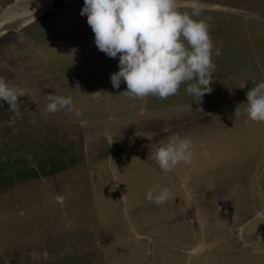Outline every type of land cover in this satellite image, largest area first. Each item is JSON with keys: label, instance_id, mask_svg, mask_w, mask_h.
Returning <instances> with one entry per match:
<instances>
[{"label": "rangeland", "instance_id": "374dc122", "mask_svg": "<svg viewBox=\"0 0 264 264\" xmlns=\"http://www.w3.org/2000/svg\"><path fill=\"white\" fill-rule=\"evenodd\" d=\"M39 1L0 0V25L30 12ZM199 2L205 6L211 1ZM63 5L55 0L45 13L25 24L26 28L0 34V78L26 92L18 97L17 109L0 101V264H126L121 253L109 249L116 238L117 231L113 230L123 232L127 244L146 246L139 264H159L167 253L171 254L173 188L169 190L165 180L155 181L154 173L150 174L155 169L162 172L151 152L173 133L192 145L191 163L216 159L220 153H213L215 150L227 153L219 157L223 162L233 160L237 143H246L243 148L247 151V143L254 144L250 153L255 166L258 162L254 161L264 152V122L246 117L240 120L238 112L239 101H247L245 93L264 81V77L257 78L248 85L253 77L264 75V0H225L222 6L233 11L219 5L215 12H207L213 56L219 52L220 59L212 60L213 84L210 95L201 102H194L186 92L187 81L181 83L177 94L166 99L151 95L130 98L123 92V81L118 93L104 87V72L99 73L97 64L96 69L91 66L88 71L84 63L76 67L73 62L72 77L64 72L69 65L61 63L56 68L57 60L65 62L77 49L69 38L67 42L55 32ZM83 32L94 38L92 30ZM69 45L73 48L65 53ZM94 48L89 47L91 59L99 57L97 51L92 52ZM253 60L260 66L251 68ZM49 95L70 96L80 114L67 108L47 112ZM241 107L245 110L247 105ZM238 119L234 125H227ZM201 154L204 156L197 157ZM257 168L255 174L260 176L264 167L261 164ZM185 169L181 165L173 170L184 177ZM147 173L152 175L147 186L133 188L146 184ZM165 175L171 178L170 172ZM110 178L116 179L114 187L118 185L120 192L124 188L127 197L120 205L121 215L109 213L107 197L112 198L113 193L106 181ZM221 179L202 174L197 192L203 193L208 185L211 190L217 186V200L213 195L206 200L221 204L220 188L225 186L219 185ZM262 184L255 185L249 205L237 211L232 205L233 224L256 214ZM151 188L156 192L169 190V199L161 207L146 198ZM132 206L136 211H131ZM222 207L228 213V203L223 202ZM183 212L190 213L186 208ZM136 216L132 222L130 219ZM262 223L254 218L243 229L252 232ZM227 237L236 236L231 233ZM239 245L234 255L241 253ZM252 245L247 242L246 247L251 250ZM258 246L264 247L263 241L259 240ZM196 254L200 256L195 257L197 261L203 259L202 253ZM210 256L213 262L224 257L220 252ZM244 260L237 264H264V257Z\"/></svg>", "mask_w": 264, "mask_h": 264}, {"label": "clouds", "instance_id": "9594fccd", "mask_svg": "<svg viewBox=\"0 0 264 264\" xmlns=\"http://www.w3.org/2000/svg\"><path fill=\"white\" fill-rule=\"evenodd\" d=\"M191 7L189 13L181 12L176 0H84L80 14L87 16L96 47L110 58L119 57V70L110 75L114 88L123 81V92L130 98L151 95L166 99L177 94L181 83L187 81L186 92L194 102L210 95L215 73L212 60H219L220 53L213 56L205 21L193 18L200 15L202 3L193 0ZM25 93L0 78V101H6L11 109L19 108L18 97ZM246 96V119L264 122V81L255 84ZM48 98L47 112L67 108L80 114L70 96ZM191 149L190 143L173 133L151 152V157L167 173L181 165L189 167ZM169 196L167 188L146 194L158 205Z\"/></svg>", "mask_w": 264, "mask_h": 264}, {"label": "crops", "instance_id": "0c3cea01", "mask_svg": "<svg viewBox=\"0 0 264 264\" xmlns=\"http://www.w3.org/2000/svg\"><path fill=\"white\" fill-rule=\"evenodd\" d=\"M190 1L191 0H176V6L181 12L190 13L192 11V2ZM210 1L211 2H208L205 6H203L198 17H193L194 19H203L207 25H209V18L207 16L208 10L210 9L211 12H215L218 9L219 5L222 6V4L216 3L215 1ZM61 2L64 5L60 17L61 21L62 18L63 20H65V24L63 23V21L62 23H60L61 21H59V23H57L58 25L55 26V32L60 34V36H62L61 38L66 41L67 38H69L72 41V44L77 47V49L75 51L76 54H72L73 56L71 55L70 59H64L65 62L58 63L57 60V65H55L56 68L59 69V67L63 65L61 63L69 65L65 67H69L70 69L64 70V72H66L65 74L72 77L71 72H73L74 69L71 70V64L73 62L76 61V67H79L81 63H84V65H86L85 68L88 71H90L91 66L96 69L95 65L97 64V69H100L99 73L104 72L102 74L104 76V87L106 89L114 91L115 93H118L120 91V87L118 89L113 87L110 81V75L119 70V57H108L104 52L98 50L94 43V38L91 36V34H83V31L86 32L88 30H91V27L87 23V16L80 14L81 8L84 4V0H61ZM222 8L224 9L223 6ZM92 45L95 46V48L92 49V52L97 51L98 53L97 55L99 57L97 59L89 58L88 50L80 52L83 48L91 47ZM60 47L62 46L60 45ZM71 48L73 47H70L69 45V47L67 48L68 51L65 53H70ZM89 50L91 51V49ZM259 144L260 140L257 146ZM240 145L241 147H245L246 143H240ZM247 146H249L250 149L255 148L253 143H247ZM198 156L201 158V155ZM262 157H264V152ZM262 157H260V162L264 160V158ZM201 162L207 163H204V165H202ZM214 163L215 161H213V159H210L208 161L201 160L198 163H191V165L183 171L187 172L189 175L191 174V177H188V175L185 173L183 177L181 173L176 172L175 170H172L170 172L171 178L165 175V172L158 171V169H155L157 173L155 172V170H153V172H150V174L154 173L155 181L161 182V179H163L166 181L165 184L169 187V190L171 189V187L173 188V193H171V254L167 253L159 264H214V262L216 264H237L239 262H244V259L247 258L255 260V258L257 257L258 261L260 260V258L264 257V247L261 248L258 246L259 240L263 241L264 243V189H261L259 193V199L260 201H262L261 209L258 210L253 217L243 218L240 222L235 223L237 224L236 230L241 229L243 230V232H246L247 235L244 237L241 233L242 231H237V233L240 235H235L236 237L234 239H227V235L225 234V230L227 229L225 227L227 225V223L225 222V218L232 216V214L234 213V208L235 211H237L239 210V208H241V206L248 205L250 198L253 199L251 195H254L255 185L260 181L264 182V168L262 172L259 173L260 176H256V171L253 172V178H251L252 184L246 189L241 190L240 194L238 193L236 196L232 197L234 198V200L230 201V203L228 204V213H225L222 204L218 205L216 203H210L207 200L206 202L199 201L202 199H200V193L197 192L198 190L196 189L197 187L201 186L200 177H202L201 172L203 171V169H212L214 167ZM200 165H202V167ZM147 174L148 175H146V181H143V183L146 182V184L133 188H138L139 190H141L142 188L146 187L149 183L147 182V180L152 177V175H150L149 173ZM115 182V178H110L106 181V185H108L107 187H109L113 193L112 198L107 197L108 207L111 208L109 209V213L111 215L120 214V205L122 203L125 204L127 199L124 188L120 192L118 185L114 187ZM123 184L125 187L126 185L124 181ZM149 190L150 189H146L145 191ZM151 190L153 192H156L155 188H151ZM200 190H202V188ZM101 195L103 196V193H100V197ZM194 195L198 197H194ZM217 196L218 195H213L214 198H216ZM103 198L105 197L103 196ZM134 203H136V201H134ZM232 205H234V208L232 207ZM161 206L162 204H160L159 207ZM183 208L188 209L190 213H184ZM135 209V206L131 207V211L134 212L136 211ZM254 218L263 221L259 228L252 232L250 231V228L243 229L245 224H248V221L250 220L253 221ZM113 219L115 220V218ZM136 219L137 216L131 218L130 220L134 222ZM192 222L195 224L194 226ZM248 230L250 231V233ZM114 231H117L115 235L116 238L115 240H112V242H110V244L112 243L114 245H111L109 249L112 248L111 251L117 253L118 255L121 253V258L126 262V264H139V262H143L142 254L144 253L146 246H135L129 243L127 244L124 238V233H121L119 230H113V232ZM136 236L140 237L139 234ZM245 239L247 240V242H252L253 245L251 251H248L247 255L241 254L244 257L242 259L240 257V254L234 255L233 251L235 249V246H237V244L239 243L241 246H244V249H247V242H245ZM102 247L103 246H101V248ZM218 252L222 253L224 257H221V260L216 259L213 262L211 258L213 255H210L212 253L216 254ZM196 253H202L201 255L205 262L203 261V259L197 261V258L195 257L199 254ZM199 257L200 256H198V258Z\"/></svg>", "mask_w": 264, "mask_h": 264}, {"label": "trees", "instance_id": "16d2710c", "mask_svg": "<svg viewBox=\"0 0 264 264\" xmlns=\"http://www.w3.org/2000/svg\"><path fill=\"white\" fill-rule=\"evenodd\" d=\"M241 63H242V60H241ZM255 64L257 66H260L259 62L257 60H256ZM260 64L261 65L263 64V59L261 60ZM249 67H246V68L248 69ZM248 70H250V69H248ZM256 78H258V77H256ZM245 96H246V93H245ZM246 102L243 101V100L239 101L240 106H239V109H238L239 111L238 112H239L240 120H243V118L246 117V113L244 112V108L241 107V104H244ZM240 120L238 119V120H235L233 122L231 121L227 125L228 126H231L232 124L234 125L235 122H238ZM224 121L227 122L226 120H224ZM222 138H224V137H222ZM224 147H225V144H224ZM236 147H237L236 149H237L238 153H236L235 158L233 160L228 159L227 161H224V162L219 157L221 156L223 158V156H226L227 153H225V151H221L220 148H217L220 151H217V152H215L216 150L212 151L213 153H220L219 155L216 156V159H213V161H215V163L213 164L214 167L212 169H210V168L203 169L204 172L203 171L201 172V174H205V178H208L209 175L219 176L220 178L222 177L221 180H223V181L219 182V185H225V186L220 188L221 191H222L220 193V195L222 197L221 204L223 202H226V201L229 204L230 201L227 199V196H229V197L236 196L238 193L240 194L241 190L246 189L247 187H249L252 184L251 178H253V172H255L258 169L257 167L259 165H261V164L264 165V160H262V162H260V158L256 159L254 161V163L258 162L257 165L256 166L253 165V163L251 162V153H250L251 149H250V151H247L245 148L241 147L240 144H237ZM260 151H262V149H260ZM243 152L248 153L247 156L240 155V153H243ZM213 153H211V155H213ZM206 154H207V152H206ZM202 155L203 154H201V156ZM230 156H231V154H230ZM262 156H263V154L260 155V157H262ZM197 157H199V156L197 155ZM262 158H264V157H262ZM226 162H227V164L225 165ZM237 172H239L240 174L238 175ZM246 173H250V175H247ZM191 176L192 175L190 174L189 177H191ZM192 180H194V179H192ZM212 188H213V190H211L210 185H208L204 189V192L200 193V198L202 199L201 200L202 202H206V199L208 197H212V195H214V193L217 192V188H218L217 186H213ZM262 189H264V182L262 184ZM211 192H212V194H211ZM232 193H234V194H232ZM216 200H217V198H216ZM259 202L261 203L262 201L259 200ZM250 203H251V200L249 201V204ZM260 205L262 206V204H259L258 205L259 208L257 210L261 209ZM241 207H243V206H241ZM240 209L241 208H239V210ZM256 211H254L253 214ZM231 225L232 226H231L230 229L233 230V231H236L237 224L231 223ZM243 247L244 246H241V248H240V245H239L237 248L239 250H241L240 254L247 255L248 251H251V250L249 248L244 249ZM235 248H236V246H235Z\"/></svg>", "mask_w": 264, "mask_h": 264}, {"label": "water", "instance_id": "95a60500", "mask_svg": "<svg viewBox=\"0 0 264 264\" xmlns=\"http://www.w3.org/2000/svg\"><path fill=\"white\" fill-rule=\"evenodd\" d=\"M55 0H41L38 4L31 9L30 12L24 13L20 17L16 19H12L5 21V23L0 25V34L9 30H18L19 28L25 26V24L31 22L32 20L36 19L40 14L45 13L48 10ZM8 11V9L6 10Z\"/></svg>", "mask_w": 264, "mask_h": 264}, {"label": "flooded vegetation", "instance_id": "af4514ba", "mask_svg": "<svg viewBox=\"0 0 264 264\" xmlns=\"http://www.w3.org/2000/svg\"><path fill=\"white\" fill-rule=\"evenodd\" d=\"M218 1H220V3L219 4H224V2H225V0H218ZM224 9L226 10V11H233L234 9H231L230 7H224ZM208 11H210V9L208 10ZM221 23V25H223V23H224V21H221L220 22ZM27 27V26H26ZM26 27H24V28H26ZM21 31V30H20ZM86 50H88V54H90V50H89V47H85V48H83L82 49V51H86ZM256 63V60L254 61L253 60V65H252V67L251 68H255V63ZM55 65H56V63H55ZM256 77H258L259 79L260 78H262V77H264V75H259V76H256ZM256 77H253V81H251L250 83H248V85L250 86L251 84H253V82H255V79H257ZM245 93V92H244ZM154 98H156V97H154ZM204 163H207V162H201V164H204ZM185 174H187V173H185ZM188 177H189V175H188ZM191 195H192V193H191ZM194 197H198V196H196V195H194ZM251 197H253L254 198V195H251ZM199 201H201V200H199ZM201 204V203H200ZM225 222L227 223V225L225 226L227 229L225 230V234L228 236L229 234H231V233H234V235H240V234H238L236 231H233V230H231L230 228H231V223H233V218H232V216H229V217H227V218H225ZM240 228V227H239ZM237 231H243V230H241V229H238ZM227 239H228V237H227Z\"/></svg>", "mask_w": 264, "mask_h": 264}, {"label": "bare ground", "instance_id": "6f19581e", "mask_svg": "<svg viewBox=\"0 0 264 264\" xmlns=\"http://www.w3.org/2000/svg\"><path fill=\"white\" fill-rule=\"evenodd\" d=\"M256 34V33H255Z\"/></svg>", "mask_w": 264, "mask_h": 264}]
</instances>
